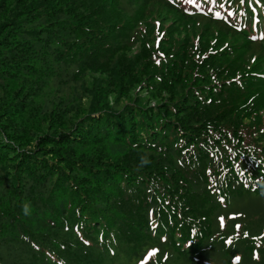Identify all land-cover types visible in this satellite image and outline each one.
I'll return each instance as SVG.
<instances>
[{"label": "trees", "instance_id": "obj_1", "mask_svg": "<svg viewBox=\"0 0 264 264\" xmlns=\"http://www.w3.org/2000/svg\"><path fill=\"white\" fill-rule=\"evenodd\" d=\"M203 1L0 0V264H264V0Z\"/></svg>", "mask_w": 264, "mask_h": 264}, {"label": "clouds", "instance_id": "obj_2", "mask_svg": "<svg viewBox=\"0 0 264 264\" xmlns=\"http://www.w3.org/2000/svg\"><path fill=\"white\" fill-rule=\"evenodd\" d=\"M147 163H149V161L145 157L142 156L141 157V165L143 166V165H146ZM30 208H31V206L27 202L23 205V212L25 215H30Z\"/></svg>", "mask_w": 264, "mask_h": 264}, {"label": "snow or ice", "instance_id": "obj_3", "mask_svg": "<svg viewBox=\"0 0 264 264\" xmlns=\"http://www.w3.org/2000/svg\"><path fill=\"white\" fill-rule=\"evenodd\" d=\"M242 2H243V0H242ZM229 15H231V13H229ZM221 224H222V226H223V218H221ZM237 227H239V226H237ZM245 236H247V233H245L244 234ZM154 254V253H153ZM153 254H150V255H153ZM238 259V258H237Z\"/></svg>", "mask_w": 264, "mask_h": 264}, {"label": "rangeland", "instance_id": "obj_4", "mask_svg": "<svg viewBox=\"0 0 264 264\" xmlns=\"http://www.w3.org/2000/svg\"><path fill=\"white\" fill-rule=\"evenodd\" d=\"M180 1L185 2V1H187V0H180Z\"/></svg>", "mask_w": 264, "mask_h": 264}]
</instances>
